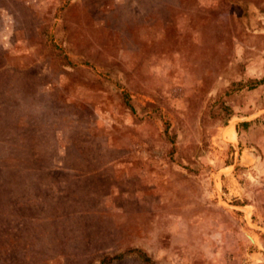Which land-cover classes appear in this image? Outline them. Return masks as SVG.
<instances>
[{
	"label": "rangeland",
	"instance_id": "obj_1",
	"mask_svg": "<svg viewBox=\"0 0 264 264\" xmlns=\"http://www.w3.org/2000/svg\"><path fill=\"white\" fill-rule=\"evenodd\" d=\"M263 76L264 0H0V264H264Z\"/></svg>",
	"mask_w": 264,
	"mask_h": 264
},
{
	"label": "trees",
	"instance_id": "obj_2",
	"mask_svg": "<svg viewBox=\"0 0 264 264\" xmlns=\"http://www.w3.org/2000/svg\"><path fill=\"white\" fill-rule=\"evenodd\" d=\"M257 82H259V83L264 82V76L262 78H260Z\"/></svg>",
	"mask_w": 264,
	"mask_h": 264
},
{
	"label": "crops",
	"instance_id": "obj_3",
	"mask_svg": "<svg viewBox=\"0 0 264 264\" xmlns=\"http://www.w3.org/2000/svg\"><path fill=\"white\" fill-rule=\"evenodd\" d=\"M61 169H62V168H61ZM65 169H67V168H65ZM65 169H64V170H65Z\"/></svg>",
	"mask_w": 264,
	"mask_h": 264
}]
</instances>
